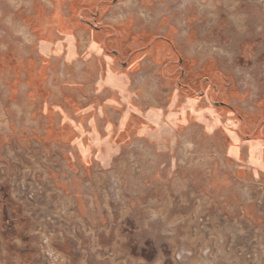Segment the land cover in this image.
Here are the masks:
<instances>
[{
	"label": "crops",
	"instance_id": "obj_1",
	"mask_svg": "<svg viewBox=\"0 0 264 264\" xmlns=\"http://www.w3.org/2000/svg\"><path fill=\"white\" fill-rule=\"evenodd\" d=\"M204 1L22 0L23 40L0 44L8 128L45 150L47 186L80 213L88 179L126 171L142 144L170 170L187 145L264 173V111L202 50Z\"/></svg>",
	"mask_w": 264,
	"mask_h": 264
},
{
	"label": "rangeland",
	"instance_id": "obj_2",
	"mask_svg": "<svg viewBox=\"0 0 264 264\" xmlns=\"http://www.w3.org/2000/svg\"><path fill=\"white\" fill-rule=\"evenodd\" d=\"M21 2L0 0V44L23 40ZM202 7L215 14L200 18L202 50L244 90L246 107L264 111V0ZM7 94L0 75V264H49L40 231L49 233L54 264H264V173L187 145L171 171L165 154L155 162L153 146L142 144L126 171L88 179L91 207L80 213L47 186L45 150L8 128L18 118Z\"/></svg>",
	"mask_w": 264,
	"mask_h": 264
},
{
	"label": "built area",
	"instance_id": "obj_3",
	"mask_svg": "<svg viewBox=\"0 0 264 264\" xmlns=\"http://www.w3.org/2000/svg\"><path fill=\"white\" fill-rule=\"evenodd\" d=\"M38 191L41 192V189L39 188ZM25 194L27 195L26 196L27 200H29V201L33 200L34 201V197L36 195L35 192L26 191ZM61 208H63L61 210V212L63 214H66L65 205H63ZM40 247H41L44 255L47 256V258L49 259V264H54L53 262L56 259V256L54 255V252H53L51 245H50L49 233L46 231H40Z\"/></svg>",
	"mask_w": 264,
	"mask_h": 264
},
{
	"label": "flooded vegetation",
	"instance_id": "obj_4",
	"mask_svg": "<svg viewBox=\"0 0 264 264\" xmlns=\"http://www.w3.org/2000/svg\"><path fill=\"white\" fill-rule=\"evenodd\" d=\"M218 103V102H217ZM220 104L226 105L224 104V102L220 101ZM263 125H264V120L262 121Z\"/></svg>",
	"mask_w": 264,
	"mask_h": 264
}]
</instances>
